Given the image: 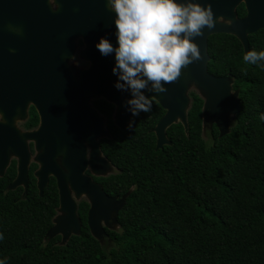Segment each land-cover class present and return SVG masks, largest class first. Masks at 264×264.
<instances>
[{"label": "trees", "instance_id": "16d2710c", "mask_svg": "<svg viewBox=\"0 0 264 264\" xmlns=\"http://www.w3.org/2000/svg\"><path fill=\"white\" fill-rule=\"evenodd\" d=\"M249 40L251 49H264V31ZM244 52L232 35L209 41V73L230 76L241 100L226 136L214 125L211 140L204 138V100L194 92L188 131L170 127L171 145L161 150L153 130L166 112L156 101L127 132L115 125L114 105L96 103L111 133L101 149L116 170L98 182L108 196L126 198L103 243L90 232L87 205L79 210V235L65 244L61 236L50 239L55 183L41 197L34 165L28 194L10 190L14 162L0 178V257L8 264H264V69L245 63Z\"/></svg>", "mask_w": 264, "mask_h": 264}, {"label": "water", "instance_id": "95a60500", "mask_svg": "<svg viewBox=\"0 0 264 264\" xmlns=\"http://www.w3.org/2000/svg\"><path fill=\"white\" fill-rule=\"evenodd\" d=\"M242 1L247 4L249 16L244 20H239L236 10ZM263 1L196 0L205 7L211 6L215 20V26L212 29L205 26L203 37L195 38L203 58L183 68L177 81L165 85L166 92L152 93L145 90V94L150 98L155 96L153 100L166 112L153 130L157 137V150L171 145L167 137V130L173 125L181 123L188 131V112L192 102L189 92L193 88L200 93L204 100L205 129L210 124L211 128L214 125L218 127L221 137L230 133L232 124L240 111L241 100L239 92L233 90L234 81L230 76L217 77L209 73L208 40L215 34L232 35L242 43L245 52L251 49L249 35L264 29ZM46 9L44 7L34 9V22L42 25V19L45 18L43 11ZM49 12L50 17H56L52 11ZM75 12L76 10L72 7L65 8L64 14L60 15V18H74ZM219 17H223L225 23H219L217 21ZM65 43L66 52L70 53L67 56L60 58L33 57L34 68L40 67L42 74L45 72L42 69V61H49L47 70L49 73L45 72L44 80L62 85H33L30 100L38 109L41 127L37 132L22 135H19L15 130L17 143L13 144L12 151H9L8 148H0V178L5 175L12 157H15L18 160V176L9 189L16 190L18 187L24 186L27 190L32 158L28 141L35 143L37 149L35 162L40 166L35 176L38 179L41 196L48 186L51 176L56 178L60 194L59 215L54 219V226L47 236L50 239L61 236L62 243L65 244L72 236L81 233L82 222L78 217L71 195V190H73L77 193V199L82 196L89 199L91 209L88 215V227L91 234L103 243L105 238L109 239L105 227L109 230L117 229V217L125 206L126 198L119 200L117 197L108 196L101 186L85 175L89 164L95 175L103 174L102 176L105 174L97 171L96 165L104 168L112 166L102 156L99 144V140L109 137V133L105 130L104 119L91 108L90 100L103 98L114 105L115 125L120 130L127 132L134 128L133 123L129 127V122L133 121L134 116L125 107V101L131 99V95L114 87L117 76L113 73L110 74L109 79L98 78L97 80L92 79V72L83 75L84 83L97 81L108 85L74 84L77 80L67 65V60L70 59L73 50L69 46V39ZM42 74L35 73L34 80L42 81ZM62 114H66V116L62 117ZM69 124L71 125L68 126ZM3 127L5 126L3 125ZM76 132L77 137H75ZM4 138L2 137V141ZM85 142L93 148L90 162L87 158Z\"/></svg>", "mask_w": 264, "mask_h": 264}, {"label": "flooded vegetation", "instance_id": "af4514ba", "mask_svg": "<svg viewBox=\"0 0 264 264\" xmlns=\"http://www.w3.org/2000/svg\"><path fill=\"white\" fill-rule=\"evenodd\" d=\"M72 1L57 0L59 8L54 11L49 3V0H0V148H8L9 151H12L13 144L17 143V135L14 133L15 130L19 135H22L25 133H34L40 129L41 117L38 109L30 100V94L33 92V85H62L60 83L44 80L46 77L45 72H48L49 61H42V69L45 71L42 74L40 67L34 68V56H42L43 58H60L67 56L70 53L66 52L65 42L69 39V46L73 51L70 59L67 60V65L72 72L73 77L77 80L74 84L108 85L98 83L97 81L84 83L82 80L83 75L88 72H92L91 74L93 80H97L98 78L109 79L110 74H112L114 54L102 56L99 50L96 49L95 45L99 42L101 37H107L115 46V26L113 23L114 13L109 9V7H107V0ZM43 7L48 10L46 9L43 11L45 18L42 19L41 25L34 22L33 11L35 8ZM70 7L76 10L74 18H60V15L64 14L65 8L69 9ZM49 11H52L56 17H50ZM236 13L239 20H244L249 16V10L245 1H242L238 5ZM217 21L219 23H225V19L223 17H219ZM82 24L84 25L83 27L81 26ZM262 31H264V29L259 30L255 34L249 35L248 39H250L251 36L258 35ZM221 35L226 34H215L210 36L208 40V55L210 62L211 57L209 54V41L212 37ZM73 57H76L75 62H77L78 65L72 62ZM210 62L208 63V68ZM35 73L42 74L43 80L35 81ZM100 101H105L110 105L112 104L103 98H95L92 102L90 100L91 108L104 119L105 130L109 133V137L99 140L101 148V140L110 139L111 133L107 128L106 116L96 107V103ZM65 116L66 114H62V117ZM3 125L5 127H3ZM75 134L72 135L77 137V132ZM2 137H5L3 141ZM84 146L87 151V158L90 162V156L93 148L90 147L87 142H85ZM28 148L32 156L28 174V189L26 190L24 186H20L17 189H23V196L28 194L31 184V169L35 165L37 168L33 171V177L41 196L38 187V179L35 176L36 172L40 168V166L35 162V157L37 155L36 144L28 141ZM101 153L105 158L102 149ZM14 162H16L18 176V160L17 158L12 157L9 167L3 177L6 176L8 170ZM99 167L96 165V170L103 173ZM85 175L90 177L94 183L101 186L105 192L103 185L98 182V179L107 178L111 175H95L90 164L88 165ZM16 178L12 181V183L16 180ZM52 183H55L60 204V194L57 180L53 176L49 178L48 186L44 189L42 196H44L46 190H48ZM71 195L79 218L80 208L87 205L88 222V215L91 209L89 199L86 196H82L77 199V193L73 190H71ZM58 209L56 216L59 215ZM105 230L107 233V230L109 229L105 227Z\"/></svg>", "mask_w": 264, "mask_h": 264}, {"label": "clouds", "instance_id": "9594fccd", "mask_svg": "<svg viewBox=\"0 0 264 264\" xmlns=\"http://www.w3.org/2000/svg\"><path fill=\"white\" fill-rule=\"evenodd\" d=\"M49 3L58 10L57 0ZM107 7L114 13L116 44L101 37L95 47L102 56L114 54V87L131 95L126 110L134 117L149 113L155 96L150 98L145 90L166 92L165 85L177 81L183 68L203 58L195 38L203 37L205 26H215L214 13L196 0H107ZM242 60L264 69V49H249ZM75 61L73 57L78 65ZM0 264H8V258L0 257Z\"/></svg>", "mask_w": 264, "mask_h": 264}, {"label": "rangeland", "instance_id": "374dc122", "mask_svg": "<svg viewBox=\"0 0 264 264\" xmlns=\"http://www.w3.org/2000/svg\"><path fill=\"white\" fill-rule=\"evenodd\" d=\"M192 92H194V93H197L198 95H200V93L197 91V90H195L194 88L193 89H191L190 90V92H189V96H190V94L192 93ZM190 98H191V96H190ZM95 98H92L91 99V102L94 100ZM211 125L210 124H208L207 125V127H206V129H205V133H204V138L207 140V141H210L211 140V135H210V130H211V127H210ZM101 170H102V172L105 174L104 176H110V175H113V174H115L116 173V170H115V168L113 167V166H111V167H108V168H104V167H99ZM105 240H109L108 238H105ZM110 243V242H109ZM105 244V243H104Z\"/></svg>", "mask_w": 264, "mask_h": 264}]
</instances>
